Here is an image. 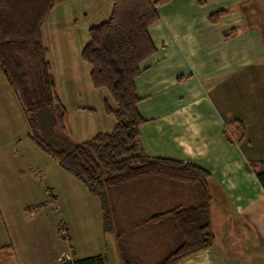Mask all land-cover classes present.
<instances>
[{
  "label": "crops",
  "instance_id": "crops-1",
  "mask_svg": "<svg viewBox=\"0 0 264 264\" xmlns=\"http://www.w3.org/2000/svg\"><path fill=\"white\" fill-rule=\"evenodd\" d=\"M247 1L170 0L156 7L160 18L148 31L157 51L141 63L136 79L142 97L139 109L147 120L140 127L137 150L197 164L211 173L209 180L219 178L231 201L261 232L254 240L264 247V187L248 165L262 162L264 166V28L258 29L264 6ZM113 3L69 0L57 4L42 25L47 59L67 111L65 134L72 143L110 132L116 125L105 103L116 104L108 90L93 87L92 67L81 55L90 41V29L111 17ZM219 10L228 12L212 23L209 16ZM232 28L236 31L224 36ZM228 128L236 132L240 145L248 147V157L242 152V157L231 156ZM29 133L20 100L0 71V264H127L125 255L132 264H154L177 246L180 234L173 222L141 221L168 210L156 212V207L169 206L170 191L176 197V187L183 195L181 204L194 203L193 188L153 178L146 184L150 189L144 192L146 199L129 202L136 212L150 208L153 213L125 222L126 205L117 197L113 221L106 222L100 197L55 159L56 164L44 157ZM209 192L214 243L180 264L221 260L232 264L237 257L247 259L239 256L237 246L232 247V217L217 222L221 216L214 213L210 182ZM65 204L72 205L69 212L79 206L88 222L61 218L55 207ZM243 228L237 235L254 244L252 233ZM239 249L248 252L246 246ZM259 251L258 245L256 257L264 258Z\"/></svg>",
  "mask_w": 264,
  "mask_h": 264
},
{
  "label": "trees",
  "instance_id": "trees-1",
  "mask_svg": "<svg viewBox=\"0 0 264 264\" xmlns=\"http://www.w3.org/2000/svg\"><path fill=\"white\" fill-rule=\"evenodd\" d=\"M69 0H0V71L16 92L30 125V139L91 193L100 197L106 210L117 202L120 188L145 178H160L193 188L194 203L176 205L152 214L142 224L168 219L175 224L180 241L154 264H180L210 248L211 173L194 163L152 157L138 151L140 127L147 120L139 109L142 97L136 87L141 63L156 53L148 28L160 16L157 6L170 0H114L111 17L90 29V41L82 58L90 64L96 89L109 91L116 106L105 110L116 119L114 129L72 143L65 134L66 108L42 40V25L52 9ZM228 10L209 16L217 23ZM236 28L224 33L230 36ZM264 187V166L252 162ZM62 229V228H60ZM63 235V232L61 233ZM127 264H132L125 255Z\"/></svg>",
  "mask_w": 264,
  "mask_h": 264
},
{
  "label": "rangeland",
  "instance_id": "rangeland-1",
  "mask_svg": "<svg viewBox=\"0 0 264 264\" xmlns=\"http://www.w3.org/2000/svg\"><path fill=\"white\" fill-rule=\"evenodd\" d=\"M255 1L259 2L258 6H260V7L264 6V0H252V3L255 2ZM262 22L264 23V20H261V22L260 21L258 22V24H259L258 29H260V30H262V28H264V24ZM261 23H262V25H261ZM228 130H230V128H228ZM234 132L230 130L228 132L229 137H227V140H226V143H227V146H228L229 150L232 148L231 156L236 154L237 156L242 157L241 156V152H242V153L245 154L246 157H248V154L246 153V150H247L248 147L244 146V144L240 145L237 142V139L235 137ZM230 145L233 146V147H230ZM40 152L44 155V157L48 158V160H50V162H52V163L54 162L55 163V161H54V159L52 157H50L49 155H47L43 151H40ZM228 157H230V156L228 155ZM248 165H250V167H252V168H256L253 164H249L248 163ZM39 169L42 171V174H44V173L48 174V170H45V169L43 170L42 168H39ZM153 178L154 177H150V178H145V179H142V180H139V181H136V182H132L129 185L120 188V190L117 191V193H115L116 196H118V198L120 197L122 202H124L125 205H126L125 207L122 208V211H123L122 213L126 215V219L124 220L125 222H130V220L135 219L138 216L143 215L144 213L150 214V213L154 212L150 208L145 210V211L144 210H140L142 212H140V211L136 212V211H134L132 209V207L129 204L130 201H133V200H136V199H141V200L146 199V197L144 196V192L150 191V189L147 187L146 184L149 181H153ZM41 180H42V182H44L46 184V181H47L46 178H44V179L42 178ZM169 182H170V184H175V186H178V187L181 186V184H179V183H175L173 181H169ZM209 182H210V185H211V192L214 195V198H215L214 201L216 203V205L214 207V213L218 212V214L221 216V218H217L218 219L217 222H222V217L224 218V216L229 215V216L232 217V220H233V222H232L233 223L232 234H234L232 247L237 246L236 248H238V253H240L239 256L240 257L243 256V258H247V259H245L243 261V260H241L240 258L237 257V258H235L233 260V263L232 262L231 263L232 264H264V258L258 259L256 257L257 256V252L255 253V251H257V246L258 245L260 246V251H259L260 254L262 255V253H264L263 245L260 244V243L258 244L257 242H255L257 239L254 240V237L255 236L257 237L258 235H261V232L258 233V231L255 229V226H254V228H252L253 225H254L253 222H249L247 220L246 216L243 213H241V211L239 210L237 205H235V203L233 202L234 200L231 201V199L229 198V196L225 192V185H223L221 183V180L219 178H217V177H216V179L211 178L209 180ZM47 185H49V184H47ZM138 186H141V188H138ZM240 187L245 188V184H240ZM46 190L51 192V189L49 187ZM175 190H176V194H177L176 197H174V194H172V192L170 191L169 206L163 207V208H159V206H158V207H156V212L160 211V210H164L166 208L170 209L172 206H175V205H177V206L178 205H182L181 203L184 202L183 198H182L183 195L179 194V189L177 187H176ZM144 202H145V204H144V209H145L146 201H144ZM154 205H156V204H154ZM55 208H56L55 209L56 212L59 213V216H61V218H62V216L64 217V215H66L67 217L69 216L70 217L69 221H76L77 220V222H88V220H89V217L87 215L83 214L84 211L81 210L79 206H78L77 210H74V211H71V212H69L70 209L72 210V205L71 204L70 205H66L65 204L64 206H61L60 208H58V207H55ZM136 209H137V207H136ZM111 210H112V208H109V209L106 210V215L107 216H110V217L112 216L111 215ZM91 218L93 220H95L94 217L91 216ZM112 221H113V218H112ZM164 221L165 222H171L168 219H166ZM50 223L52 224V222H50ZM242 227H244L243 230L245 232L248 230V233L249 232L252 233L251 236L253 238L254 244L251 243L252 240H248V239H246L247 242H244L245 238L244 237H239V235H237V234H239L240 228H242ZM60 228H62V229H60ZM19 229L23 230V228H19ZM218 229H219V227H218ZM59 230H60V232H63V230H64L63 223L60 224ZM4 231H5V229H4ZM172 234H173V232L170 231V234H169L170 237L175 239L176 237L173 236ZM241 239H243V241ZM261 239H263V238H261ZM173 245L174 244H171L170 248ZM241 245H242V247L246 246L248 252H244V250L242 251V249L240 250L239 248H241ZM0 247H1V245H0ZM248 247H251V248H248ZM215 251H217V250H215ZM227 261L230 262L231 259H228ZM219 264H224V260L223 261L221 260V262H219Z\"/></svg>",
  "mask_w": 264,
  "mask_h": 264
}]
</instances>
